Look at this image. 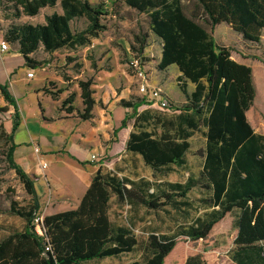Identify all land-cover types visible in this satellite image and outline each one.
<instances>
[{"label": "trees", "instance_id": "trees-1", "mask_svg": "<svg viewBox=\"0 0 264 264\" xmlns=\"http://www.w3.org/2000/svg\"><path fill=\"white\" fill-rule=\"evenodd\" d=\"M4 1L7 18L34 16L57 3L61 7V12L45 15L42 23H11L1 33L9 50L11 44L16 45L18 55L32 69L40 64L32 57L37 49L54 52L87 46L105 28L100 21L101 7L88 0ZM195 1L197 8L187 15L180 0H123L126 6L147 14L151 31L162 43L156 68L175 66L180 73L178 85L187 99L183 109L169 117L149 109L139 111L143 98L118 101L130 109L120 126L132 121L125 150L139 155L155 180L131 179L99 166L75 208L42 216L41 234L32 224L40 206L34 181L14 158L13 134L20 123L17 100L6 84H0L6 102L1 110H13L5 156L32 197L29 208L14 204L10 208L24 224L0 239V264H85L131 252L137 237L130 227L111 220L112 198L117 205L131 208L158 210L169 205L188 218L194 202L187 194L193 188L202 194L196 202L204 213L178 226L173 234L151 231L142 259L127 264H264V133L255 129L257 120L252 117L257 90L253 71L232 59L229 48L216 42L205 27L224 24L244 43H258L264 30V0ZM77 17L88 23L73 32L70 21ZM134 38L131 49L142 61L139 55L147 35ZM182 79L194 84L190 93ZM91 85V79L78 81L83 120L92 117L95 104ZM46 92L57 99V93ZM167 99L174 110L168 95ZM72 101V97L64 101L69 104L68 112L73 110ZM202 128L205 143L198 175H189L183 182L156 178L185 164L189 138ZM227 225L234 236L224 259L219 261L214 253L205 254L207 249L194 248L196 242Z\"/></svg>", "mask_w": 264, "mask_h": 264}, {"label": "rangeland", "instance_id": "rangeland-1", "mask_svg": "<svg viewBox=\"0 0 264 264\" xmlns=\"http://www.w3.org/2000/svg\"><path fill=\"white\" fill-rule=\"evenodd\" d=\"M88 1L92 5L101 7L104 14L100 21L105 26L97 37L91 39L89 45L76 49L61 48L54 52H45L39 48L32 54L33 59L40 62L35 69L26 65L23 58L18 55L14 44H11L10 51L3 53L0 58V84H6L16 98L19 121L22 119L21 125L14 133V138H22L28 129L38 134L39 143L42 145L47 142L50 146H63L57 151L56 157L47 155L46 160L50 162L48 169L41 170L38 167L36 170L34 166L29 167L25 163L23 166L25 172L34 181L40 205L36 214L41 216L74 206V203L69 201L68 196L61 190L60 184L48 180L45 173L47 171L52 176L64 177L73 168L71 157L78 156V152L85 154L89 150V147L84 149L79 144H83L81 139L96 125L93 113L98 108L112 106L120 98L129 100L143 98L139 91V69L147 74L150 84L167 93L176 107L174 110L166 111L156 102L143 98L144 104L139 106V111L146 107L153 113L169 117L179 113L187 103L177 82L175 66H168L164 70L156 68L162 43L151 31L147 14L126 6L123 0ZM4 2L0 0V34L11 23H42L45 15L53 11L61 12V7L57 3L54 7L41 8L34 16L20 15L18 18H7L9 11L5 9ZM180 2L187 15L197 8L195 0H180ZM87 23L86 18L77 17L70 21V27L73 32H77L84 29ZM205 27L211 32L216 42L229 48L232 59H240L251 65L254 85L257 88L252 117L257 120L255 129L264 133V30L260 41L250 44L244 43L240 35L233 32L227 25H217L213 29H210L209 25ZM136 34L147 35L146 46L139 55L142 61L135 58L136 53L131 49ZM136 47H138L137 44ZM28 71L33 72L30 78L26 75ZM86 79L92 80L91 88L95 104L92 117L83 120L80 117L83 105L78 81ZM181 82L185 84L188 93L194 89V84L190 81L182 79ZM46 90L57 93V99L53 100ZM69 97L73 98L70 104L73 107L71 112L67 111L69 104L64 102ZM5 105L6 102L0 92V239L14 230H20L24 224L19 216L10 212L11 206L14 204L16 207L27 209L32 205L31 195L15 171L10 168L5 156L9 145L6 134L11 132L13 122L12 108L7 111L1 110ZM119 107L117 105L114 117L120 116ZM129 113L130 109L127 114ZM202 131L203 128L194 131L189 138L190 147L185 155V164L180 167L173 166L172 172L156 178L183 182L189 175L194 177L198 175L203 164L202 153L205 143ZM110 134L115 136L116 129H113ZM35 144H37L36 141H33L32 145ZM65 147L67 151L63 154ZM15 160L18 162L17 159ZM130 164L119 166L124 170L125 176L131 179L144 177L155 180L151 169L143 163L141 158L131 160ZM113 168L116 169V165H113ZM105 169L110 170L107 167ZM201 195L198 188L188 192V199L194 202L189 210L188 218H184L178 210L169 205L158 210H149L143 206L131 208L128 205H117L112 198L111 220L130 227L137 237L138 244L131 252L85 264H127L133 260L142 259L145 240L151 231L173 234L178 226L185 225L195 216L204 213V209L198 207L199 204L196 202ZM224 229L212 232L204 241L196 242L194 248L207 249L204 251L205 254L214 253L219 261L224 259L234 236L233 229L229 225Z\"/></svg>", "mask_w": 264, "mask_h": 264}, {"label": "crops", "instance_id": "crops-1", "mask_svg": "<svg viewBox=\"0 0 264 264\" xmlns=\"http://www.w3.org/2000/svg\"><path fill=\"white\" fill-rule=\"evenodd\" d=\"M235 61L251 66L250 64H247L240 59H235ZM179 74L180 73L177 71V75ZM117 105L120 106L117 102L114 105L106 108H98V110L93 113V118L96 125L93 126L92 130H88V135L81 139L83 144H79L84 149L86 147H89V150L85 154L82 152H78V156L71 157L73 162V168L71 172L65 174L64 177L52 176L48 174L47 171L45 173V177L48 180L55 181L56 183L60 184V188L61 190H63V193L68 196L69 201L74 203V206L70 208H75L77 206L79 199L81 198L91 181V177L99 167L89 160L90 153H105L106 160H109L108 162L106 160L101 162L100 167L102 169H105L107 167L108 169L116 172L118 175H124V170L119 168L121 164H130L131 160L140 158L139 155L125 150V142L128 138L129 132L132 130V121L127 122L125 127L120 126L122 119L125 117V115H127L128 108L120 106V116L114 117L113 114L115 113ZM144 109H146V107ZM21 123L22 119H20L19 126L21 125ZM113 129H116L115 136H113V134H110ZM13 141L16 144L14 155L15 159L18 160V163L22 167L24 166V163L29 167L34 166L36 170H38L39 161L41 159L47 161V155L56 157V154H58L57 151L59 149H62L63 147L50 146V144L47 142L44 145L40 144V138L38 134L30 132L28 129L25 131V136L20 139H15L13 134ZM33 141H36V145H38L39 148V153H36L34 151L32 145ZM66 147L63 154L67 151ZM47 162L48 169L50 167V162ZM113 165H116V169L113 168ZM130 165L131 168H133L132 163ZM37 174H39L38 171Z\"/></svg>", "mask_w": 264, "mask_h": 264}, {"label": "built area", "instance_id": "built-area-1", "mask_svg": "<svg viewBox=\"0 0 264 264\" xmlns=\"http://www.w3.org/2000/svg\"><path fill=\"white\" fill-rule=\"evenodd\" d=\"M9 45L8 43L3 40L1 38V34H0V58L2 56L3 53L9 52ZM27 77L30 78L33 76V72L32 71H28L26 73ZM138 76H139V91L142 94V97L147 100V98L149 100H151L152 102H156L159 107L163 110L166 111H170V104L169 101L167 99V95L166 93L160 89L157 86H154L152 84L149 83V78L147 76V74L145 72H143L142 70L139 69L138 71ZM33 149L36 153H39V148L38 145H33ZM106 158L105 153H90L89 154V160L100 166L101 162H103ZM48 166V162L45 160H40L39 161V168L41 170L46 169ZM42 222V216L36 214L33 218H32V224L34 225V229L38 234H41V228H40V223Z\"/></svg>", "mask_w": 264, "mask_h": 264}]
</instances>
